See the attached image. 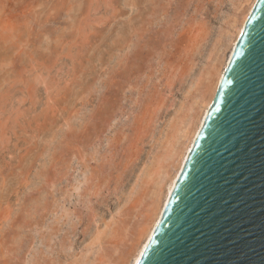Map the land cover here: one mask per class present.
<instances>
[{
	"label": "rangeland",
	"instance_id": "rangeland-1",
	"mask_svg": "<svg viewBox=\"0 0 264 264\" xmlns=\"http://www.w3.org/2000/svg\"><path fill=\"white\" fill-rule=\"evenodd\" d=\"M242 1L0 0V264L128 263Z\"/></svg>",
	"mask_w": 264,
	"mask_h": 264
},
{
	"label": "water",
	"instance_id": "water-1",
	"mask_svg": "<svg viewBox=\"0 0 264 264\" xmlns=\"http://www.w3.org/2000/svg\"><path fill=\"white\" fill-rule=\"evenodd\" d=\"M136 264H264V0Z\"/></svg>",
	"mask_w": 264,
	"mask_h": 264
},
{
	"label": "bare ground",
	"instance_id": "bare-ground-1",
	"mask_svg": "<svg viewBox=\"0 0 264 264\" xmlns=\"http://www.w3.org/2000/svg\"><path fill=\"white\" fill-rule=\"evenodd\" d=\"M242 1V0H241ZM258 0H243L242 3L240 4L241 6L244 4H246L243 8V11L241 12L240 9L239 11L241 12L240 15H238L237 13V17H234L233 20L235 21L232 27L233 29H229V30H233L230 39L228 40V45L231 48V53L229 54L228 58L225 60V62L223 61L224 59L219 61V65L214 66V72L211 73L210 77H209V83L206 86V89H203L201 94L199 95V97L196 98L197 100V109L195 111V113L193 114H189V118L188 120L186 119V125L185 128L182 129L179 128L178 134L179 137L177 136L178 134L175 133L176 135H173V140L171 141L170 145H172V148L170 150V158L172 159V163H170V166L165 168L163 170V178L160 181L159 184V188L158 191L156 193V201L155 204L153 206L152 209V213L148 218V221L145 223V227H143L140 230V239L138 240L137 244L134 247V253L132 254L131 259L128 261L127 264H136L161 213L163 212L166 203L170 197V194L174 188V185L178 179V176L182 170V167L186 161V158L190 152V149L197 137V134L203 124V121L209 111V108L211 106V104L213 103L215 96L218 92L220 83L224 77L225 71L233 57L234 51L236 49L237 43L239 42L244 29L246 27V23L248 21V18L250 16V14L252 13L256 3ZM240 3V2H239ZM239 5V6H240ZM233 23V22H232ZM126 36V34H125ZM128 38V37H127ZM229 38V37H228ZM222 40V39H221ZM121 42V41H120ZM227 44V43H226ZM227 49V47L225 48ZM224 50H223V56H224ZM222 56V57H223ZM219 59V58H218ZM215 62V61H214ZM215 64V63H214ZM194 107V106H193ZM109 118V117H108ZM101 120V119H100ZM185 121V120H183ZM106 122V121H105ZM185 124V123H184ZM184 126V125H183ZM176 131V132H177ZM180 131H181V135H180ZM101 132V131H100ZM174 136L176 138H174ZM180 137L183 138V140H179ZM178 138V139H177ZM168 141V142H170ZM177 141V142H176ZM178 142H180V144L178 145ZM159 170H161L159 168ZM162 172V171H161ZM159 173V172H158ZM160 174V173H159ZM160 176V175H159ZM158 186V183H157ZM92 187V186H91ZM135 190V189H134ZM44 200V199H43ZM46 200V199H45ZM41 210V209H40ZM96 234V233H95ZM100 234V232H99ZM96 237V235H95ZM93 238V237H92ZM97 242V240H96Z\"/></svg>",
	"mask_w": 264,
	"mask_h": 264
}]
</instances>
